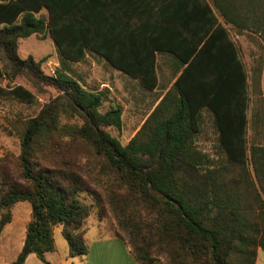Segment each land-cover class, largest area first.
<instances>
[{"label":"trees","instance_id":"16d2710c","mask_svg":"<svg viewBox=\"0 0 264 264\" xmlns=\"http://www.w3.org/2000/svg\"><path fill=\"white\" fill-rule=\"evenodd\" d=\"M165 3L0 0V101L37 103L36 94L12 86L18 78L39 94L57 93L35 117L10 122L21 137L20 154L15 161L0 158V234L14 205L32 207L23 250L12 264H25L32 254L52 264L47 255L56 251L59 227L71 257L88 254L87 199L100 209L102 200L80 171L56 160L63 135L103 163L116 238L137 263L255 264L264 250V145L250 139L251 128L264 133V109L250 118L251 82L228 30L264 41V0ZM45 33L61 58L53 76L42 61L18 55L21 40ZM90 53L151 92L159 84L157 55L177 62L172 87L126 146L109 131L122 129L123 107L102 113L107 93L86 89L70 74V64ZM252 83L264 104L260 82ZM207 115L218 134L216 159L197 146Z\"/></svg>","mask_w":264,"mask_h":264},{"label":"rangeland","instance_id":"374dc122","mask_svg":"<svg viewBox=\"0 0 264 264\" xmlns=\"http://www.w3.org/2000/svg\"><path fill=\"white\" fill-rule=\"evenodd\" d=\"M42 14L47 16L46 11ZM228 30L240 49L250 78L253 92L250 110V118L252 119L256 110L264 109V104H262L261 98L255 94V85L252 83L254 79L260 82L264 98V41L252 32L240 33L232 26H229ZM18 55L21 59L33 58L36 61H42L43 72L48 76H53L61 66L58 48L49 33L34 35L32 38L21 40ZM169 57L170 55L165 53L157 55L159 84L156 90L152 92L142 88L138 80L114 69L104 59L91 53L83 61L71 63L70 74L86 89L107 93L109 100L101 108L102 113L109 111L112 105L119 104L123 107L122 129H110L109 131L123 146H126L165 95L166 89L168 92L172 87L177 67H173ZM173 68L176 69L174 74ZM1 84L6 86L8 82L3 81ZM19 85L36 94L38 100L34 105L21 103L16 99L0 101V132L7 138L3 156L8 154L14 161L20 154L21 137L10 122L26 121L35 117L43 105L57 96L53 89H48L46 93L39 94L25 78H18L12 84L13 87ZM217 136L213 118L207 115L202 133L197 138V146L214 159L217 158ZM250 139L264 145V133L260 132L256 136L253 128L250 129ZM73 143L75 141L67 135L58 137L56 139L58 147L55 149L57 154L55 158L61 164L67 160L75 171H80L91 190L97 194V198L102 200L103 207L100 209L97 203L88 197L87 203L91 206L92 214L85 222L82 230L83 238L86 236L84 239L86 246L88 249H92L90 264H132L129 257V247L123 241L115 238L118 226L110 206L106 202L109 191L105 187L107 186V178L104 177L103 163L92 158L84 144L78 141ZM97 235L111 238L112 241L99 244L96 242ZM54 240L59 253H63L68 248V243L60 231L55 233ZM126 249L128 255H126Z\"/></svg>","mask_w":264,"mask_h":264},{"label":"crops","instance_id":"0c3cea01","mask_svg":"<svg viewBox=\"0 0 264 264\" xmlns=\"http://www.w3.org/2000/svg\"><path fill=\"white\" fill-rule=\"evenodd\" d=\"M159 1H163V0H159ZM169 1L170 3H174L176 1L185 2L188 0H168V3L165 4L170 5ZM169 13L171 12L169 11ZM169 59L173 67H177V62L174 59V57L170 55ZM175 70H176L175 68L172 69L173 74ZM175 80L176 77L173 83L175 82ZM166 93H167V89L165 91V94ZM6 143H7V138L0 132V158L3 157L4 155V151L6 149L5 146ZM11 213H12V221L5 226V228L0 234V264H12L18 259L19 255L23 250L24 243L26 240L27 227L32 220V207L28 202L17 203L12 208ZM57 231H60L62 233V228H57L54 231V236ZM97 237L98 239H96V242L99 244H105L112 241L111 238L108 237L105 238L104 236H98V235ZM67 247L68 248L64 250L63 253H59L56 248L55 252L49 253L47 255V259L52 264H90V259L92 255L91 248L88 249V254L85 256L71 257L69 246ZM63 249L65 248L63 247ZM125 252L126 255H128L127 249L125 250ZM129 257L130 260L132 261V264H139L136 262V260L131 255V253H129ZM25 264H45V263L37 255L32 254L28 256ZM255 264H264V250L262 248L258 249L257 259Z\"/></svg>","mask_w":264,"mask_h":264}]
</instances>
